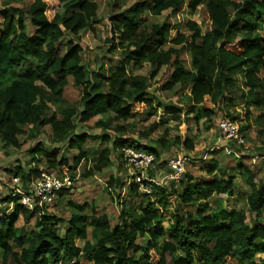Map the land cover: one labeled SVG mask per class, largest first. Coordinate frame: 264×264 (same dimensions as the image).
<instances>
[{"label": "trees", "instance_id": "16d2710c", "mask_svg": "<svg viewBox=\"0 0 264 264\" xmlns=\"http://www.w3.org/2000/svg\"><path fill=\"white\" fill-rule=\"evenodd\" d=\"M58 1L56 14L49 18L47 0H1L2 150L20 149L49 130L52 143L69 144L79 154L70 164L38 142L33 161L59 176L76 171L86 161L83 176L90 178L113 164L115 152L123 169L125 147L153 153L155 165L164 154L173 153L171 146L194 151L190 135L166 140L170 129L164 118L150 122L142 132L138 123H129L138 116L149 121L163 111L175 121L184 117L210 130L221 115V120L238 121L241 106L245 111L241 132L250 129L254 111L257 135L264 136V0H138L126 8L121 7L122 0H114L104 51L112 57L120 53L122 59L109 72L106 65L113 58L104 56L96 69L83 61L82 34L99 21L97 1ZM186 7L191 14L200 9L205 33L197 21L188 19L171 38L176 25L170 16L163 22L152 20L167 11L177 15ZM184 52L191 58L190 69L183 63ZM145 68L149 74L135 73ZM163 68L171 69V74L161 90L179 96L177 106L164 104L149 92L150 82ZM69 87L80 97L69 99ZM94 118H101L94 127L112 135L100 137L103 148L88 160L89 134L77 129L90 127ZM158 130H163L160 138L149 145L139 143L137 137L150 139ZM245 149L236 147V153L243 155ZM239 159L235 168L249 189L244 207H225V198L235 195L237 176L212 158L203 162L202 171L189 167L178 188L153 184L152 193H145L132 180L129 200L121 201V194L112 197L122 207L117 224L91 207L92 201L68 200L72 214L64 233V218L47 209L42 215L30 211L0 191V264L70 260L75 264H257L258 254L264 252V180L258 169L244 163L246 157ZM41 171L39 167L27 171L21 164L11 170L26 188ZM147 174L153 176L154 171ZM115 186L112 179L110 187ZM72 190L73 186L62 190L54 204L60 206ZM12 202L11 212L2 210ZM88 208L92 213H84ZM167 220L170 227L165 230Z\"/></svg>", "mask_w": 264, "mask_h": 264}, {"label": "rangeland", "instance_id": "374dc122", "mask_svg": "<svg viewBox=\"0 0 264 264\" xmlns=\"http://www.w3.org/2000/svg\"><path fill=\"white\" fill-rule=\"evenodd\" d=\"M99 4V11L98 17L99 21H96L94 24L95 26L93 29L86 31L82 34V42L85 47V51L83 53V61L86 65L91 67L92 69H96L101 62H103V57L108 56L109 58H113L112 62L106 65V70L109 72L111 68H115L118 66L119 61L122 59L120 53H117L115 56L107 55L104 51V48L107 47V39L109 34V16L114 12L112 8V4L114 0H96ZM138 0H122L120 2L121 7L124 8L129 7L134 2ZM49 8L47 15L49 18H53L56 14V11L59 8V1L58 0H47ZM2 9L1 0H0V10ZM168 16H170L171 21L176 25L174 30L172 31L171 38H174L176 33L179 30H182L183 24L186 20H195L197 21L201 27L203 32L207 31L206 26L203 23V19L201 17L200 9L191 14L188 8H184L180 13L177 15L171 16L170 11H167L162 14V16L158 18H152L155 22H163ZM3 22V14L0 13V25ZM182 60L184 65L190 69L191 68V58L189 55L184 52L182 55ZM105 61V60H104ZM135 72V71H134ZM136 74L147 75L149 74V68H145L141 71H136ZM171 74V69L163 68L156 79L150 82L151 86L149 88V92L156 97V99L160 100L164 104H172L178 105V98L179 96H173L170 93L164 92L161 90V87L168 81V78ZM188 93V91L186 92ZM68 98L75 99L77 96L80 97V93L77 92L74 87H69L68 89ZM237 112L241 114V117L237 121L240 127L245 125L244 120V109L241 106L237 107ZM254 113L249 120L250 129L242 134L245 137L246 145L245 151H243V155L240 153H236V147L238 145L232 143L231 141H226L224 143L217 144V141L220 136V132L218 129V123L223 118V116H218L216 119L215 126L207 130L205 125L201 122L200 124L196 125L194 121L187 122L182 117L179 121H175L173 116L165 115L163 111H160L158 116L153 117L149 121L146 116H138L135 119H131L129 123L133 121L138 123L137 129L142 130L145 132L146 127L152 121H157L163 119L166 121L170 131L167 137V141L172 138H176L177 136H184L190 135L195 140V149L192 152L185 151L183 149H177L175 146H171V154H164L163 160L156 163L155 167L159 169L158 171H165L166 169L163 168L165 165V160L167 157L178 156L182 155L189 158L190 161L186 163V171L190 167L192 169L202 171V166L204 161H208L212 158L218 159L223 166L229 167L232 169L231 172L236 174L237 176V187L235 189V195L233 197H226L225 198V207L229 208H236L239 209L245 206L246 202V193H248L249 189L245 182L244 177L242 176V172L237 170L235 167L241 161L239 157L243 158L246 157L244 160L245 164H248L252 167V169H258L259 177L264 180V136L260 137L257 135V128L255 127V117L258 113ZM101 118H94L91 121V126L88 128L77 129V133L87 132L89 134V139L85 146L88 152V160L92 159L93 157L97 156L98 153L103 148L101 145L100 137L103 135H107L108 132L102 131L94 127V122L100 120ZM106 119V118H104ZM126 125V123H123ZM111 134L112 133H108ZM130 134V133H129ZM163 134V130H158L153 133L150 139H145L144 137H137L139 143L143 144H150L151 140H155L160 138ZM114 136V135H113ZM115 138V137H114ZM21 139L24 141L26 136H22ZM38 142H42L45 144L50 150L57 151L60 156H65L69 163L72 164L75 157L79 154V150L73 149L69 147V144H62V143H52L50 141V131L47 130L46 133L43 132L42 136L38 138L36 141H28L23 144L20 149H9L8 151L1 149V140H0V191L4 197L11 194L13 188L16 186L14 179L16 177L13 176L11 170L14 169L16 166L21 164L27 171L31 168L39 167L40 170H52L49 169L46 165L41 164L40 166L37 165V162L33 161V149ZM233 144L235 147H233ZM220 147V149H217ZM225 148L232 149L234 152L228 154V152L221 146ZM160 147V145H159ZM215 148V149H214ZM214 149V151H212ZM118 152H115L113 155V164L104 170L101 174H97L93 177L86 178L83 176V169L86 161L77 167L76 171L69 172L67 175L74 178L73 183V190L71 194L66 197L63 201L59 203L60 206H56L53 204L52 206L47 208V212H52L57 214L59 217L65 219V223L61 226V231L64 233L65 228L68 226V220L72 214V208L67 206V201L72 200L76 203L84 204L89 203L92 201L91 207L97 208L101 213H106L109 218L112 220L113 223L117 224L120 221V212L122 210L121 205L118 203L117 200H113L112 197L116 198L118 194H121V201H126L128 199V187L132 183V179L130 176L129 167L126 164L123 166L124 168L121 169L119 166V159H117ZM235 154V155H234ZM125 160V159H124ZM235 168V169H234ZM53 171V170H52ZM57 172L56 170H54ZM114 180V188L110 187L111 180ZM126 185L121 190L120 187L122 184ZM22 186L23 183L21 182ZM179 186H177L178 188ZM140 191V190H139ZM141 192V191H140ZM110 194V195H109ZM125 199V200H124ZM171 203L174 206V198H171ZM13 206L6 205L2 207L3 211L11 212ZM84 213L90 214L92 213V209L88 208ZM248 222L251 223V217H248ZM163 227L167 230L170 227V221L167 220L164 222ZM28 229V227H27ZM89 239H91V229L89 230ZM167 237V234H166ZM76 244L78 246H83V243L80 239H76ZM158 257H154V261L156 262ZM1 261V259H0ZM82 264H89L86 261H83ZM257 264H264V252L259 253L257 257Z\"/></svg>", "mask_w": 264, "mask_h": 264}, {"label": "built area", "instance_id": "2783aa9c", "mask_svg": "<svg viewBox=\"0 0 264 264\" xmlns=\"http://www.w3.org/2000/svg\"><path fill=\"white\" fill-rule=\"evenodd\" d=\"M220 132L217 144L231 141L238 146H245L246 140L241 132V127L237 121L221 120L218 123ZM219 142V143H218ZM220 145V144H219ZM223 147L228 154L234 151ZM215 149V148H214ZM212 149V151H214ZM217 149H220L217 145ZM124 159L129 167L130 176L135 180L142 192L152 193V185L160 187L180 186V183L186 173V163L189 158L178 155L169 157L165 161L163 168L166 170L158 171L155 167L156 157L153 153L137 150L132 147L123 148ZM154 171L153 176H149L147 172ZM16 186L11 192V196L30 211H36L40 215L44 214V210L52 206L59 194L64 189H69L73 186L74 179L71 176H59L55 171L42 170L41 174L32 181L26 188L22 186L20 178L14 179ZM147 182V185L145 184ZM14 202L11 203V206ZM76 260L59 261L57 264H75Z\"/></svg>", "mask_w": 264, "mask_h": 264}]
</instances>
